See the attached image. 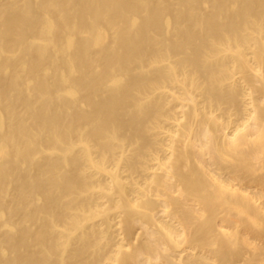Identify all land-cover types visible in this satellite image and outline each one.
I'll return each instance as SVG.
<instances>
[{"label":"bare ground","instance_id":"6f19581e","mask_svg":"<svg viewBox=\"0 0 264 264\" xmlns=\"http://www.w3.org/2000/svg\"><path fill=\"white\" fill-rule=\"evenodd\" d=\"M0 264H264V0H0Z\"/></svg>","mask_w":264,"mask_h":264}]
</instances>
